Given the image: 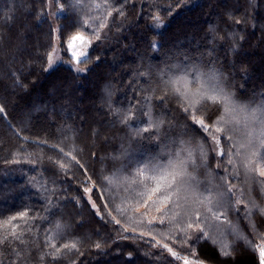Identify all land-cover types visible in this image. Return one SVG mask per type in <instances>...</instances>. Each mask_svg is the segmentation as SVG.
Instances as JSON below:
<instances>
[{
	"label": "trees",
	"instance_id": "trees-1",
	"mask_svg": "<svg viewBox=\"0 0 264 264\" xmlns=\"http://www.w3.org/2000/svg\"><path fill=\"white\" fill-rule=\"evenodd\" d=\"M96 3L101 8H95ZM60 4L64 9L57 17L53 13L60 11ZM60 4L0 0V264H182L185 256L205 264H259L264 177L243 167L248 147L240 149V156L231 149L236 178L232 164H226L230 146L245 142L247 130L229 126L218 134L225 150L219 160L210 136L176 98H160L165 87L160 73L165 81L185 73L190 79L198 73L215 74L233 99L255 108L264 101V0ZM56 27L64 63L49 68ZM78 32L93 40L87 62L78 64L83 71H77L66 53L68 40ZM148 107L153 119L163 124L159 134L153 129L138 135L136 129L147 126L143 113ZM130 109L133 119L121 122ZM221 111L220 105L209 102L204 119L211 124ZM251 127L258 130L259 124ZM180 140L190 141L193 149L199 141L205 144L207 160L195 172L198 190L225 194L220 210L231 224L215 221L211 230L204 224L207 235L187 228L194 208L203 207L191 192H182L180 215L172 220L179 227L165 222L157 229L171 228L173 251L181 257L176 259L152 239L115 223L116 207L126 203L120 197L111 199L115 191L105 177L166 164L181 147ZM193 157L200 165L199 153L194 151ZM91 184L99 212L86 198L85 188ZM230 185L234 187L228 193ZM124 187L121 196L128 195ZM132 202L134 208L140 206ZM21 212L28 213L24 220L19 219ZM13 216L15 235L11 225L2 226ZM145 219L142 227L150 225ZM72 243L75 248L63 247Z\"/></svg>",
	"mask_w": 264,
	"mask_h": 264
},
{
	"label": "snow or ice",
	"instance_id": "snow-or-ice-1",
	"mask_svg": "<svg viewBox=\"0 0 264 264\" xmlns=\"http://www.w3.org/2000/svg\"><path fill=\"white\" fill-rule=\"evenodd\" d=\"M49 3L52 0H48ZM56 3L60 4V0H55ZM84 0H74V3L79 5L82 4ZM95 8H101V4L96 3ZM64 5L60 4V11L53 13V15L59 17L63 12ZM168 13H172V9H167ZM122 14V13H121ZM111 15V12L108 13ZM154 19L158 22L157 27L161 26L159 21L160 17L156 16ZM240 23V21H237ZM87 24V21H85ZM106 25L100 24L99 27H104ZM99 38V37H97ZM84 46L90 44L91 41L87 39L82 33H77L70 37L67 42V50L70 51L72 58L76 61L77 64L87 62V53L85 51H80L77 45ZM153 48L156 47V44L153 43ZM57 50L52 49L48 53L47 60L49 68L52 67L58 59ZM83 58V59H82ZM47 70V69H46ZM77 71H83V69H77ZM164 73L161 72V80L165 87L162 89L164 96L175 97L177 102L183 108V110L188 113L191 119L196 125H199L200 128L211 136L212 140L215 141L216 145H220V136L217 134L226 133L229 129V126L234 127L233 131L238 130L240 125H243L244 129L247 131L244 134L245 142H236L233 143L227 153L228 159L226 164L234 165V160L232 159L233 153L232 148L236 149L235 156H240V149L248 147L251 149L250 155L247 157V160L243 162V167L247 172H255L259 176L264 177V101H261L255 108H251L247 104H240L235 99H233V93L225 91L222 86L217 82L215 74H197L195 78L190 79L189 74L185 73L183 75L174 76L168 80H163ZM156 89L153 88L152 92L155 94ZM145 100H150V97H145ZM211 104L220 105L222 111L217 118L212 121L211 124L207 123L204 119L205 110ZM3 111V109H0ZM119 115V110L117 111ZM146 120V127L137 128L136 133L139 135L144 132H150L153 129L157 134L160 132V128L163 124V121L160 119H153L151 108L148 107L143 113ZM132 110H128L121 116V122L128 123L133 119ZM258 123L259 129L252 128L251 125ZM255 133V135H254ZM229 140H233V136L227 137ZM254 141L256 142L254 144ZM179 144L181 147L173 153L170 154V158L166 164H154L151 167L145 165L144 167H137L135 171L129 176L118 177L115 173L112 177H105L108 180L110 185H113L117 191L114 193L115 197H120L121 200L125 203L134 200L137 205L142 207L151 208L155 207L157 212H162L163 214L159 218L160 223H165V219L168 218V214L173 209H179L182 207L180 201L183 193L191 192L196 196L197 202L200 205L204 206V212L196 211L194 213L195 219L190 220L187 224V228L192 229L196 228L204 235L207 233L204 231V228L201 227V224H208L209 227H212V221L227 222V216L224 212H221V208L224 207V202L220 197L225 195L224 193H214L212 189L206 188L205 192H199L200 181L197 180L195 172L197 168L203 167L204 162L207 160L208 152L203 141H199L196 144V148L193 149L190 144V141L180 140ZM62 152L63 149H60ZM194 151L199 153V158L201 164L197 165L196 160L193 157ZM218 155L224 156V148H219ZM65 155H68L67 153ZM75 159V157H73ZM189 165L192 166V170H189ZM218 166H220L218 164ZM61 167H64L62 164ZM227 172L228 169L225 168ZM235 175H239V172H236ZM226 182L227 176L222 177ZM127 185L124 187V185ZM124 187V192L128 195L121 196L119 188ZM234 185H230L227 189L228 193L232 192ZM86 192H90L91 189L85 188ZM109 191L108 188H105V192ZM155 197V199H154ZM160 205V207H156ZM169 205L171 207H169ZM95 207V205H93ZM132 205L129 203V207ZM259 207V206H257ZM167 209V210H165ZM118 213L123 215L128 208L117 206L115 209ZM260 214L264 215V208H259ZM187 214V213H186ZM27 212H21L19 214V219L24 220L27 217ZM180 215V212H173L170 220H175L177 216ZM115 219V218H114ZM155 219V218H154ZM17 220L16 216L10 217L8 220L4 221L2 226L7 228L9 225L12 227V235H15V230L18 225L13 224V221ZM26 222V221H25ZM115 223L119 224V220H115ZM149 223H152L150 220ZM57 229L60 228V225L57 224ZM184 231V229H181ZM238 234V233H237ZM201 237H197L200 239ZM264 239V237H261ZM7 239V236L4 237ZM51 239V238H50ZM2 243V241H0ZM249 243H251L249 241ZM51 247L55 248V244H51ZM64 248H75L76 244L72 243L64 244ZM96 247H100L99 244ZM167 250L175 257L176 259H181L177 252H174L172 248L168 245H163ZM253 250H256L255 248ZM57 253L60 249H56ZM259 251V264H264V246H258ZM227 255V253H224ZM184 264H189L187 258H184Z\"/></svg>",
	"mask_w": 264,
	"mask_h": 264
},
{
	"label": "rangeland",
	"instance_id": "rangeland-1",
	"mask_svg": "<svg viewBox=\"0 0 264 264\" xmlns=\"http://www.w3.org/2000/svg\"><path fill=\"white\" fill-rule=\"evenodd\" d=\"M87 39L91 41L90 44H87V45H84V46H80L79 43H78L77 47L79 48L80 51H85L87 53V56H88L89 51L91 50L92 45H93V40L90 39V38H88V37H87ZM53 48H55L57 50V53L56 54L58 56V59H57V62L52 67H50V68H53L54 66H57L59 64L64 63V59L61 57V54H60L61 52H60V46H59V39H58L57 27L55 28V39H54V46H53ZM66 53L70 57V60L74 64V67L78 69L79 68L78 67V64L72 58L71 53H70L69 50H67V48H66ZM209 141L211 143V147H212V150H213L215 156L220 160V158L222 156L221 155H218L217 153L219 152V148H221V145H219V147H218L216 145L215 141L212 140L211 136L209 137ZM243 159H245V156H244ZM232 169H233V176H235V178H236L237 175H235L236 172L234 171L233 165H232ZM117 176L120 177V175H117ZM88 188L91 189V191L90 192H86V198H87L88 202L90 203V205L95 210H98V207H97V205H96V203L94 201V198H93L94 186L91 184V186L88 187ZM112 188L116 192V188H114L113 185H112ZM119 189H121V187ZM205 195H207V194H205ZM154 199H155V197H154ZM128 203L133 204L132 201H129ZM128 203H126V207H125V208H128V211H126L123 215H121L120 213H119V216H117V215L114 216L113 215L114 218H115V220H119L120 221L119 224L122 226L123 230H125L127 232H131V234H137V235H141V236H145L147 238H150L154 242H156L157 244H159L161 246H163V245L166 244V245H168V247H170V248H172V250H174L173 247H175V246H172V245L175 244V242L172 243L174 237L170 234L171 228L168 226L167 229H166V232H163V230H157L161 225H163V223H160L159 222V218L161 217V215L163 213L162 212H157L155 207L151 208V210H149L148 208L142 207V206H139L137 208H134V206L129 207V204ZM180 203H181V201H180ZM194 204H195V202L193 203V208L196 205V204L195 205ZM93 205H95V207ZM156 207H160V205H157ZM169 207H171V206L169 205ZM201 207H203V209L202 208H198V209H195L194 208V210L192 212V216L193 217L191 216L190 217V220H194L195 219L194 213L196 211H200L201 212V211L204 210V206L201 205ZM165 210H167V209H165ZM143 211L145 212V214H143ZM176 211H179V210L178 209H173L172 211L169 212L168 218L165 219V222L166 223H168V222L169 223H172V224L174 223V222H172V220H170V217L172 216L173 212H176ZM98 212H99V210H98ZM125 214H127V215H125ZM140 215H143V219H142L143 221L146 220L145 218H147V220L150 219L152 221V223H149V224L151 226H154V228H156V229L152 228L150 225L148 227L147 226L146 227H142L145 224H140V222L142 221L140 219ZM124 217H125V219L123 220ZM177 218H178V216L175 219L176 221H177ZM213 223H212V227H209L208 224L205 223L207 225L208 230H211V229L214 228L215 221ZM174 224H175V226L173 225L174 228H178L179 227V225L177 223H174ZM201 226H204V224H201ZM189 238H190V236H189ZM261 246H264V244H262ZM185 258L188 259L189 264H205V263H202L200 261H197V260H195V259H193L191 257H188V256H185ZM182 264H184V257H183Z\"/></svg>",
	"mask_w": 264,
	"mask_h": 264
}]
</instances>
